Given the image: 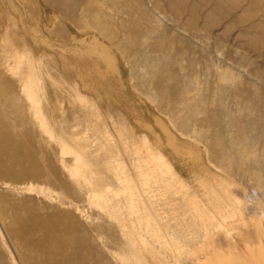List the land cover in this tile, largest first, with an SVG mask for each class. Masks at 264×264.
Returning a JSON list of instances; mask_svg holds the SVG:
<instances>
[{
	"label": "rangeland",
	"instance_id": "1",
	"mask_svg": "<svg viewBox=\"0 0 264 264\" xmlns=\"http://www.w3.org/2000/svg\"><path fill=\"white\" fill-rule=\"evenodd\" d=\"M244 6L208 32L142 0H0V264H137L105 187L153 262L195 264L193 202L242 254L250 220L264 262V0Z\"/></svg>",
	"mask_w": 264,
	"mask_h": 264
},
{
	"label": "bare ground",
	"instance_id": "2",
	"mask_svg": "<svg viewBox=\"0 0 264 264\" xmlns=\"http://www.w3.org/2000/svg\"><path fill=\"white\" fill-rule=\"evenodd\" d=\"M142 1L144 3H148L152 5L154 9L158 10V12L160 13H163L165 11L171 12L174 18L185 16L184 23L193 30L195 29V23L198 21V18H199L201 21H203L202 22L203 26L201 27H203L205 31L208 30L209 32L212 24L216 23V20L220 16L226 17L230 13V10L235 9V8H240V7H241L240 8L241 14L246 15L247 10L244 5L255 4L258 0H191L190 2H188V0H167V3L165 4L164 7H159L158 0H142ZM240 3H243L242 5L244 7L241 6ZM202 7H206V9L204 8L202 10L201 9ZM156 20L158 19L156 18ZM230 23L231 22H229V24ZM229 24H225V26H228ZM260 24H261L260 22H253L248 25V28H251L255 31H259ZM260 32L262 35H264V30H261ZM173 151H175V153L177 152L179 153V150L177 147H175ZM239 152L243 159L249 160L250 156L244 152V149L239 148ZM252 159L253 157H251L250 159L251 164L254 163ZM212 178H213V175H212ZM221 179L223 180V178ZM241 185H244V184H241ZM247 187L248 186L246 185L245 191L247 189V191L249 192V196H250L252 194L251 193L252 190L250 191ZM223 193H226V190ZM223 193L220 191L215 192L212 200L208 201V204L213 207V209L218 213V215L221 217L223 221L230 223L231 221H230V215H229V205L223 202V199L225 196V194ZM118 194H121V193H118ZM118 194L112 193L109 190V187H105L102 190V193L97 195L96 204H98V207L102 208L108 214L110 219L115 221L118 228H120L124 236L130 241V245L132 246V252L138 256L137 264H162L160 261L153 262V256H155L153 247H151V245L147 246V244H144L145 241L142 240V238H140L141 236L139 237L136 233V225H137V222H139V218L134 216L133 213L129 211V209L133 207L132 204L125 203L123 205L122 203H120V199L117 196ZM231 197H233V195ZM236 202H240V201L237 200ZM192 205H193L192 207L194 208V212H195L194 219H195L196 226L198 227V230L202 233H200V236H197L198 238L195 239L194 244L190 246V248L182 252V255L184 256L185 260L192 261L195 264H243V261L247 259L252 260L254 258V254H253L254 244H253V241L248 231V227L251 225L250 220H248L247 218H244V220H242L241 222H237V223L234 222L231 224V227L233 228V230L237 232L238 239L241 242H244L246 247L248 248L245 254H242L243 251L240 252V248H239L237 241L229 236L228 228H224V225L222 223L212 226V224L208 222L210 217L204 213V209L202 208L203 205H201L200 203H195V202H193ZM117 206L120 209L127 207L126 209H128L127 210L128 213L126 212L124 214L125 216H120V212L119 211L117 212V210L115 209V207ZM238 210L239 209H237L236 212H238ZM235 215L236 214L234 213L233 216L235 217ZM211 227H213V229L215 228L222 229V233L220 236L221 238L218 239L217 237L213 235L214 231L210 229ZM143 244L145 246H143ZM142 246L144 247V249H142ZM207 250L213 251V255L212 256L204 255V253ZM256 263L264 264V262L262 263L256 262Z\"/></svg>",
	"mask_w": 264,
	"mask_h": 264
}]
</instances>
